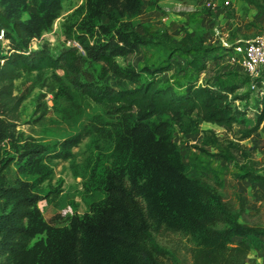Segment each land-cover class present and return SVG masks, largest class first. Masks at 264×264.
<instances>
[{"label":"rangeland","instance_id":"obj_1","mask_svg":"<svg viewBox=\"0 0 264 264\" xmlns=\"http://www.w3.org/2000/svg\"><path fill=\"white\" fill-rule=\"evenodd\" d=\"M8 1L0 0V8L7 7L25 21L28 33L25 41L16 36L1 39L0 53L8 47L28 51L46 45L55 55L76 45L81 80L101 90L143 84L152 68L175 60L178 65L160 73L161 84H170L177 91L189 80L234 85L228 98L246 110L245 121L228 128L204 121L194 112L184 113L180 119L168 114L143 118L135 110L110 113L79 92L62 65L46 68L41 75L20 71L13 81L14 92L22 96L19 118L12 137L0 143V163L9 160L3 169L6 184L23 183L26 191L37 195L30 220L34 231L31 248L51 243L47 248V261H51L52 243H59L61 229L76 225L78 219L100 221L102 211L112 204L106 188L111 171L121 172L126 182H140L147 175L139 158L142 150L176 159L185 176L206 181L232 209L242 198L243 212L237 220L264 230V184L235 176L242 162L264 173L261 126L238 139L253 124L259 108L264 110V86L239 63L228 62L224 53L214 57L217 49L207 50L208 54L188 49L179 55L171 52L173 44L164 37L167 32L172 41L177 40L186 29L204 47L252 37L262 33L264 0H257L262 10L243 0H140L141 11L128 16L117 15L115 7L108 6L110 0H38L36 4L12 0L13 6ZM104 2L112 18L103 13ZM142 33L151 42L137 41L136 48L128 50L130 41ZM106 41L113 45L114 66L126 75L134 72V78L100 73L103 63L93 52ZM251 137L258 140L250 151ZM227 141H237L248 151L246 157L229 147L233 159L224 160L218 151L220 143ZM25 145L38 146L41 151L19 156ZM162 227L153 232L156 241L171 251L172 263L192 264L188 236ZM261 239L260 246L247 254L255 264H264V236ZM30 254L19 264H29Z\"/></svg>","mask_w":264,"mask_h":264},{"label":"trees","instance_id":"obj_2","mask_svg":"<svg viewBox=\"0 0 264 264\" xmlns=\"http://www.w3.org/2000/svg\"><path fill=\"white\" fill-rule=\"evenodd\" d=\"M243 1L262 10L257 0ZM8 2L13 6L12 0ZM31 2L36 4L38 0ZM106 4L103 3V13L112 18ZM110 5L115 7L117 15L128 16L141 11L140 0H110ZM0 28L6 38L16 36L20 41H25L28 33V24L4 6L0 8ZM135 37L128 50H134L137 41L151 42L146 33ZM164 37L173 44L171 52L179 55L188 49L199 50L203 54L217 49L213 54L217 58L228 48L221 43L204 47L202 40L186 29L177 40L172 41L167 32H164ZM112 46L111 41H106L93 52L94 57L103 63L100 73L110 71L122 78H134V72L126 75L114 66ZM61 65L71 73L70 81L79 92L107 107L110 113L135 110L143 118L168 114L180 119L184 113L194 112L202 120L225 128L245 121L246 110L233 105L228 98L234 85L189 80L181 91H177L170 84H161L160 73L178 65L175 60H166L152 68L150 78L143 84L101 90L81 80L76 45L64 47L55 55L50 54L46 45L28 51L8 47L5 53H0V143L12 137L19 118L22 96L14 92L13 83L18 73L34 71L41 75L44 69ZM254 81L260 85L258 78ZM263 100L264 95L261 102ZM259 126L264 130L262 106L253 124L238 139L249 136ZM251 138L250 151L254 150L258 140L257 137ZM219 147L218 154L224 160L233 159L229 147H235L244 157L248 153L237 141L220 143ZM40 151L38 146L25 145L19 156ZM139 158L147 173L142 181L126 182L121 172L111 171L106 187L111 207L102 211L100 221L78 219L76 225L61 229L59 243H52L51 261H47V248L51 243L36 248L29 246L34 232L30 220L37 195L26 191L23 183L6 184L3 169L9 160H3L0 163V264H19L27 253H31L29 264H173L171 251L155 239L153 230L162 226L164 230L188 236L192 264H255L247 254L252 247L260 246L264 230L237 220L243 212L242 198H238L237 208L232 209L231 203L206 181L196 176H185L176 159L148 150H142ZM239 167L236 177L264 184V173L251 169L244 162ZM216 223L221 225L215 227Z\"/></svg>","mask_w":264,"mask_h":264},{"label":"built area","instance_id":"obj_3","mask_svg":"<svg viewBox=\"0 0 264 264\" xmlns=\"http://www.w3.org/2000/svg\"><path fill=\"white\" fill-rule=\"evenodd\" d=\"M3 38H5L3 29L0 28V40ZM222 44L228 47L224 54L225 59L231 63H239L249 75L254 77L253 79L258 78L260 85L264 86V26L262 33Z\"/></svg>","mask_w":264,"mask_h":264}]
</instances>
